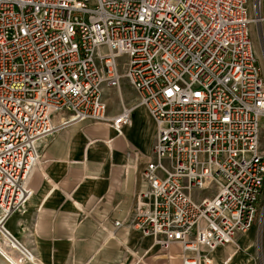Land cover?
I'll use <instances>...</instances> for the list:
<instances>
[{
    "label": "built area",
    "instance_id": "2783aa9c",
    "mask_svg": "<svg viewBox=\"0 0 264 264\" xmlns=\"http://www.w3.org/2000/svg\"><path fill=\"white\" fill-rule=\"evenodd\" d=\"M141 107L155 135L130 221L181 264H209L263 212V0H0V241L16 264L33 255L5 222L40 140L83 120L121 134Z\"/></svg>",
    "mask_w": 264,
    "mask_h": 264
},
{
    "label": "crops",
    "instance_id": "0c3cea01",
    "mask_svg": "<svg viewBox=\"0 0 264 264\" xmlns=\"http://www.w3.org/2000/svg\"><path fill=\"white\" fill-rule=\"evenodd\" d=\"M128 87L123 80L125 100ZM104 99L112 117L119 111L118 92L107 90ZM60 119L53 117L55 123ZM154 135L155 124L141 107L121 134L83 120L41 139L27 180L30 197L5 222L33 255V262L24 264H169L164 260L170 254L130 221L135 196L146 187L141 173ZM0 246L18 259L17 251L2 241ZM0 264L10 263L0 254Z\"/></svg>",
    "mask_w": 264,
    "mask_h": 264
},
{
    "label": "rangeland",
    "instance_id": "374dc122",
    "mask_svg": "<svg viewBox=\"0 0 264 264\" xmlns=\"http://www.w3.org/2000/svg\"><path fill=\"white\" fill-rule=\"evenodd\" d=\"M251 4L253 0H248ZM264 3V0H263ZM254 52L260 58V49L256 35L254 34ZM260 65V63H258ZM125 81V80H124ZM126 82V81H125ZM127 86L128 83L126 82ZM134 97L132 88L128 87V100ZM261 145L264 147V130L261 133ZM159 247V246H158ZM204 251V248H201ZM167 254H174L172 258H168L166 261L169 264H181L180 261V248L177 245H172L171 248L166 251ZM232 252L230 264H264V207L262 214L257 215V221L254 226L244 233H238L235 236L234 243H229L225 246V249L217 247L211 252L209 258L212 263L209 264H221L223 259L228 256V253ZM174 257V258H173ZM32 259L29 262H33ZM163 261V260H162ZM25 262V261H24ZM24 262L22 264H24Z\"/></svg>",
    "mask_w": 264,
    "mask_h": 264
},
{
    "label": "bare ground",
    "instance_id": "6f19581e",
    "mask_svg": "<svg viewBox=\"0 0 264 264\" xmlns=\"http://www.w3.org/2000/svg\"><path fill=\"white\" fill-rule=\"evenodd\" d=\"M232 256H233V253L231 252V253L228 255V259H226L225 264H230V261H231ZM9 259H10V261H11L12 263L16 264V260L11 259L10 256H9ZM209 262H210V259H209ZM210 263H211V262H210Z\"/></svg>",
    "mask_w": 264,
    "mask_h": 264
}]
</instances>
